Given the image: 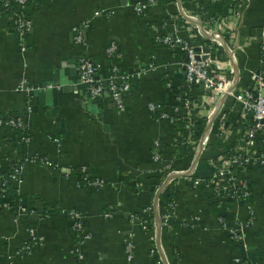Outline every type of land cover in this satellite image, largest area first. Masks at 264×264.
I'll return each mask as SVG.
<instances>
[{
  "label": "crops",
  "instance_id": "0c3cea01",
  "mask_svg": "<svg viewBox=\"0 0 264 264\" xmlns=\"http://www.w3.org/2000/svg\"><path fill=\"white\" fill-rule=\"evenodd\" d=\"M142 1L30 0L32 28L24 38L15 32L14 12L0 9V117H18L26 125L21 137L0 132L4 153L13 159L16 154L46 157L60 169L26 167L18 190L20 204L35 214L0 211V264L156 263L143 213L153 203L165 170L188 169L191 157L186 150L179 153L171 123L185 86L184 55L157 44L155 31L188 39L192 35L184 26L191 22L179 7L194 16L202 8L213 14L227 10L223 0H159L139 14L136 6ZM263 27L264 0H244L241 35L259 34ZM225 32L234 33L230 23ZM112 44L118 49L113 58L107 54ZM82 57L99 67L103 83L114 66L121 76L132 77L124 113L108 93L89 105L94 99L79 82ZM239 59L241 74L257 67V45ZM21 85L34 92L18 91ZM46 85L57 86V104L34 95ZM157 142L162 150L159 162L153 158ZM82 167L104 186L93 190L80 184L79 173L69 178L61 172ZM205 167L203 180L210 176ZM248 175L254 224H246L248 203L232 204L225 214L239 224L242 241L221 228V215L206 187L195 188L185 178L172 183L179 232L160 235L170 264H237V259L238 264H264V170L253 169ZM72 211L81 213L89 241H82Z\"/></svg>",
  "mask_w": 264,
  "mask_h": 264
},
{
  "label": "built area",
  "instance_id": "2783aa9c",
  "mask_svg": "<svg viewBox=\"0 0 264 264\" xmlns=\"http://www.w3.org/2000/svg\"><path fill=\"white\" fill-rule=\"evenodd\" d=\"M158 1L143 0L136 6V12L142 14L155 6ZM29 3L30 0H0L2 11L14 12V29L21 38H24L32 28V22L28 17ZM179 8L183 17L191 22L184 26V29L192 37L188 39L178 36L170 37L156 29L154 40L157 44L171 51L179 50L184 55L185 86L172 112L171 123L175 126V117L179 116L185 120L186 126L183 132L177 133L176 139L178 145L189 152L192 161L191 166L186 170L166 169L163 182L156 194L169 177L178 174L185 175L178 179L189 180L195 188L200 186L203 179L195 176L196 170H199V162L193 168L197 157L199 155L200 159L203 157L213 140L227 143L230 136L240 135L233 143L226 144L228 148L221 147L213 150V157L209 161L213 172L208 179L210 184L208 187L213 199L218 203V208L225 209L220 214L221 228L232 239L242 241L244 234L242 230H238L239 224L230 221L225 211H230L232 204L248 203V205L245 204L249 210V219L246 224L248 226L254 224L255 212L249 204L253 193L245 173L250 169L264 170V149L260 148L261 143L264 144V28L254 39L260 46L259 63L255 69L249 70L248 83L244 85L237 60V55L243 52V47L241 44H236L232 48L226 41L228 36L239 40V35L237 32L225 35L227 25L229 23L232 25L242 18L243 8L236 13L225 11L218 17L215 15L214 19H207L209 16L205 11H200V15L194 16L186 15L184 10ZM223 20L226 21L223 22ZM21 50L23 52L26 50L25 44H22ZM117 51V46L112 44L107 54L112 58L117 57ZM98 70L99 67L92 60L82 57L79 61L80 84L88 89L92 99L98 100L108 93L118 111L124 113L126 111L125 97L131 89L132 77L121 76L118 67L114 66L108 80L103 83L98 79ZM18 91H25L28 94L34 92L33 89L24 88L22 85ZM150 108L155 109L153 105H150ZM234 115L238 116L235 122L232 121ZM204 118L206 119L205 132L200 140L195 141L193 139L195 125ZM239 122L244 127V132H241V128L238 127ZM7 129L11 130V136H15V130H25L26 125L23 119L18 117H0V132ZM4 147V141L0 140V211H12L18 215L35 214V211L27 207L4 203L6 186L19 190L23 182V173L28 165L43 164L58 169L59 167L41 156L21 158L16 154V159H13L5 155ZM161 153V145L157 142L153 150V158L156 162L161 161ZM73 170L61 169V172L69 177ZM79 177L84 180V186L91 189L104 186V181L93 177L86 167L81 168ZM178 179L169 181L157 206H154L153 200L143 213L147 217L144 224L146 231L150 228L149 217L154 215V234H149V238L152 244L151 255L155 258V264H170L161 248L160 235L163 231L170 236L175 232V200L169 204H166V201L172 192V183ZM70 215L74 219L77 232L82 236V241H89L90 235L85 231L81 213L72 211ZM30 234L35 241V232L31 230ZM76 253L80 256L78 249ZM236 263H239V259Z\"/></svg>",
  "mask_w": 264,
  "mask_h": 264
},
{
  "label": "trees",
  "instance_id": "16d2710c",
  "mask_svg": "<svg viewBox=\"0 0 264 264\" xmlns=\"http://www.w3.org/2000/svg\"><path fill=\"white\" fill-rule=\"evenodd\" d=\"M243 5H244V0H223V6L226 8L227 11H229L231 13H236L237 10L239 11L241 8H243ZM176 52H180V51L177 50ZM180 54H183V53L180 52ZM247 83H248V77L245 78L244 81H243L244 85H247ZM237 117H238L237 115H234L232 117V121L235 122V120H237ZM175 118H176L175 124H174L175 125L174 126L175 132H177V133L183 132L184 127L186 126L185 120L182 118V116L175 117ZM205 121H206V119L204 118V119H202V120H200V121H198L196 123L195 128H194V137H193V139L195 141L200 140L202 135L204 134V132H205ZM238 127L241 128V130H242L241 132H244V127L241 125V122H239V126ZM6 131L8 133L11 132L10 129H7ZM22 132H23V130H15V135L18 136V137H21L22 136ZM239 137H240V135H238L237 137L236 136H230L227 139V143L230 142V144H231V142L233 143L235 141V139H238ZM212 142L215 144V145H213V146H215V148H213L214 150L216 148H220L222 144H223L222 147L228 148L227 145H226L227 143H225L223 141H222V143L219 142V141H215V140H213ZM260 148L264 149V144L261 143ZM178 151H180L179 153H182V151H185V149L181 145L180 146L178 145ZM210 154H213V150L212 149L210 150ZM177 155H179V154H177ZM179 156L181 157V155H179ZM172 169L175 170L177 168L173 167ZM252 170L253 169H250L248 171L251 172ZM80 172H81V168L74 169L72 171L71 175L69 176V178H71L72 176H76V174H78ZM249 172H246V177L249 179V182H250V185H251V188H252L253 187V183H252L251 179L249 178V175H248ZM78 180H79L81 185H85L84 180H82V179L81 180L78 179ZM92 189L95 190L94 188H92ZM155 192H156V190L153 191L152 197L155 195ZM174 200H175V193L171 192L169 194L168 198H167L166 204L172 203ZM3 202L4 203H9L12 206L21 205L20 204L21 203V197H20V195L18 193V190L13 188V187H11V186H6V196H5V200ZM213 205H214V207L216 206L215 202L213 203ZM225 214L229 215L227 213V211H225ZM149 224H150L149 225L150 228L147 230V233H148V235L149 234L152 235V234H154V215H151L149 217ZM179 226H180L179 223H175V233L176 234H178V232H179L178 231L179 230Z\"/></svg>",
  "mask_w": 264,
  "mask_h": 264
},
{
  "label": "rangeland",
  "instance_id": "374dc122",
  "mask_svg": "<svg viewBox=\"0 0 264 264\" xmlns=\"http://www.w3.org/2000/svg\"><path fill=\"white\" fill-rule=\"evenodd\" d=\"M203 9L204 8H202V11H203ZM201 11V12H202ZM206 15H208L209 16V18H207V19H214V16L216 15V17H218L220 14H219V12H216L215 14H213V13H211L208 9H206ZM200 15V14H199ZM207 16V17H208ZM226 20H223V22H225ZM242 24H243V12H242V18H240V19H238L234 24H232L231 25V27H233V31L234 32H236L237 31V33H238V35H239V42H236L235 41V43H234V41H232V40H230L229 38H227V42H228V44L232 47V48H234L235 47V45L236 44H241L242 45V47H243V52H239L238 53V55H237V60H238V63L240 64V57L241 56H245L246 58L248 57V55H249V53H250V51H252V47L253 46H256L257 45V47H258V49H259V52H260V46L258 45V43H257V41H254V39L257 37V35H258V33L257 34H255V33H253V34H250V35H248V36H242L241 35V29H242ZM264 28V27H263ZM261 32V31H260ZM259 32V33H260ZM225 35H228V33H226ZM243 37V38H242ZM249 68V67H248ZM256 67H252V68H250V69H247L246 70V74H241V76H242V78H247L248 77V72H249V70H251V69H255ZM243 71V70H242ZM244 78V79H245ZM213 145H215L214 143H211L209 146H208V149H207V151H205L204 152V155H203V159L201 160V165L199 164V166H200V168H199V170L201 171L202 169H201V167H202V165L204 164V165H206V167H205V170H204V172H205V174H208L209 173V175H211V173L213 172V168H211V166L209 165V161H210V159L213 157V154H210V150L214 147ZM212 150H214V149H212ZM191 161H192V159H191ZM190 161V162H191ZM176 170H180V169H176ZM184 170H186V169H184ZM248 172V171H247ZM245 175H246V173H245ZM210 184H209V180L207 179V180H203V182H202V184L200 185V186H198V187H206L207 189H208V191H210V193H211V197H212V199H213V196H212V192H211V190H210V188L208 187ZM213 201L215 202V204H216V209L218 210V213L220 214V213H222V211H224L225 209L223 208V209H219L218 208V203H217V201H215L214 199H213ZM223 206V205H222ZM170 236V235H169Z\"/></svg>",
  "mask_w": 264,
  "mask_h": 264
},
{
  "label": "water",
  "instance_id": "95a60500",
  "mask_svg": "<svg viewBox=\"0 0 264 264\" xmlns=\"http://www.w3.org/2000/svg\"><path fill=\"white\" fill-rule=\"evenodd\" d=\"M67 82L63 83V81L61 82L62 86H65ZM66 90V89H65ZM35 96L37 97H41V98H44V99H47L49 103H52L54 101V103L57 104V99H58V90H57V86H49V85H46L44 86L42 89H39V90H36L35 93H34ZM98 100L97 99H94L93 102L89 103V105H95L97 104ZM200 160V155L197 157V159L195 160L194 164H193V168L196 166V164L199 162ZM185 175L183 174H178V175H173L171 177H169L167 179V181L163 184V186L158 190L156 196H155V199H154V206L156 207L157 206V203H158V200L162 194V192L164 191L166 185L168 184L169 181L171 180H174V179H178V178H181V177H184ZM195 176L197 178H200V179H204L206 178V175H203L201 173L200 170H196L195 172ZM210 177V176H209ZM41 214L39 215H36V216H40Z\"/></svg>",
  "mask_w": 264,
  "mask_h": 264
}]
</instances>
